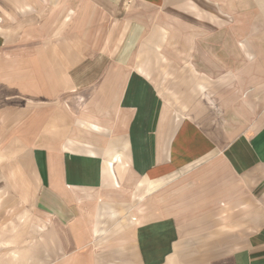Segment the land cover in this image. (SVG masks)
Instances as JSON below:
<instances>
[{
	"label": "crops",
	"instance_id": "0c3cea01",
	"mask_svg": "<svg viewBox=\"0 0 264 264\" xmlns=\"http://www.w3.org/2000/svg\"><path fill=\"white\" fill-rule=\"evenodd\" d=\"M30 2L58 19L51 38L61 41L31 59L51 106L38 117L46 124L32 126L34 185L7 202L20 220L5 234L22 248L10 263L31 261V237L36 264H264V0ZM157 23L162 47L181 30L203 33L204 70L240 72L218 80L245 88L223 103L231 122L222 130L175 113L156 88L154 54L140 48ZM2 53L0 70L23 60Z\"/></svg>",
	"mask_w": 264,
	"mask_h": 264
},
{
	"label": "rangeland",
	"instance_id": "374dc122",
	"mask_svg": "<svg viewBox=\"0 0 264 264\" xmlns=\"http://www.w3.org/2000/svg\"><path fill=\"white\" fill-rule=\"evenodd\" d=\"M20 1L27 6L24 8L20 5L16 6L15 0H0V48H4V52L7 53V56L2 53L1 57L5 56L6 62L14 61L17 56L23 58L18 67H13L7 72L0 70V186H3L4 191L0 194V213L10 209H12L11 213H16L7 218L4 216L0 221V263L6 254L9 259L22 249L12 244L11 235L5 234L13 222L20 220L17 216L20 209L15 207L17 206L15 202L11 206H8L7 202L34 185V172L30 164L33 144L29 141L33 132L32 126L33 123L36 126L46 124V121L38 122V117L43 114L46 118L49 113L48 108L51 106L48 88L46 85L38 86L43 78L41 76L39 79L37 70L32 67L31 59L52 42L61 41L51 38L60 30L55 24L57 18L55 20L52 18L49 22L47 16H42L43 13L36 11L37 7L34 6L36 10L32 11L33 4L30 0ZM158 26L157 23L152 29L153 41L143 40V47L140 49L147 54H154L152 60L156 61L153 64L156 70L152 72L153 81L156 88L165 96L167 106L175 113L196 119L209 132L216 133L222 130L221 128H225L231 122L225 117L224 104L229 106L231 98L238 100L240 95L245 94V88L224 87L218 80H221L225 74L238 78L240 72L204 70L209 63V56L202 51L208 45L207 35L203 33L193 32L190 29L181 30V35L176 40L178 46L173 40L172 47L170 44L168 48L162 47L158 37L161 34ZM175 30V25L171 26L169 29L171 35H174ZM171 41L169 40V43ZM216 57L217 61L228 58L225 55ZM191 65L198 75L194 73L195 76L191 70V73L188 71ZM208 75L211 79H216L210 86L207 84ZM193 78H195L194 83L191 81ZM203 80L206 82L204 83ZM198 83L204 84L205 90L199 88ZM177 91L180 92L179 95L176 94ZM87 95L90 101L94 96V90ZM66 106L72 109L70 103ZM77 106L79 111V105ZM78 115L79 113L76 114ZM243 128V125H238L237 128L227 127L229 133H236ZM120 174L131 179L127 166L120 168ZM119 188H124L123 182H119ZM24 225V222L20 223L15 232H25L21 229ZM29 243L31 237L23 240V249H26L27 254L29 253L31 261L21 264L37 262L33 259L36 248L29 249ZM27 245L29 247H26ZM39 258L41 259V255ZM8 264H12L10 259Z\"/></svg>",
	"mask_w": 264,
	"mask_h": 264
},
{
	"label": "bare ground",
	"instance_id": "6f19581e",
	"mask_svg": "<svg viewBox=\"0 0 264 264\" xmlns=\"http://www.w3.org/2000/svg\"><path fill=\"white\" fill-rule=\"evenodd\" d=\"M116 175V174H115Z\"/></svg>",
	"mask_w": 264,
	"mask_h": 264
}]
</instances>
